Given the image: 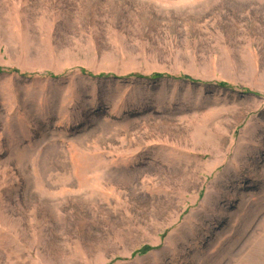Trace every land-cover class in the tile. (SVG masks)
Instances as JSON below:
<instances>
[{"label":"rangeland","instance_id":"1","mask_svg":"<svg viewBox=\"0 0 264 264\" xmlns=\"http://www.w3.org/2000/svg\"><path fill=\"white\" fill-rule=\"evenodd\" d=\"M0 264H264V0H0Z\"/></svg>","mask_w":264,"mask_h":264},{"label":"trees","instance_id":"2","mask_svg":"<svg viewBox=\"0 0 264 264\" xmlns=\"http://www.w3.org/2000/svg\"><path fill=\"white\" fill-rule=\"evenodd\" d=\"M155 76L159 77L160 75L158 74V75H155ZM148 250H149V248L144 249V250H142L141 252H142V253H145V252H148Z\"/></svg>","mask_w":264,"mask_h":264}]
</instances>
